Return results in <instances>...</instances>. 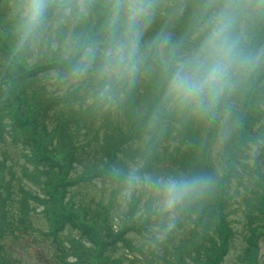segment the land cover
<instances>
[{"label":"trees","instance_id":"obj_1","mask_svg":"<svg viewBox=\"0 0 264 264\" xmlns=\"http://www.w3.org/2000/svg\"><path fill=\"white\" fill-rule=\"evenodd\" d=\"M112 2L83 0L80 6L78 0H46L48 7L38 28L23 38L19 17L9 10L13 4L19 5V0H0V133L7 128L12 143L25 146L24 161L27 163L22 173L16 174L8 172V168L3 167L5 161H0V242L5 233L15 234L19 224H23L24 233L32 231L24 216L29 213V202L36 198L45 217L44 235L48 241L55 242V249L64 264H68L67 258L74 254L76 264H125L126 259V264H174V258L185 264L186 261L180 259L183 249L169 250L166 241L160 239H154L152 244L145 242L148 249L141 253V258L115 256L118 244L125 246L130 254L139 251L127 236L129 232L140 236L152 217L163 222V215L153 202L156 197L154 185L146 184L145 174L152 164L168 162L171 169L167 176L194 177L197 174L208 178V183L187 198L180 209L175 208L177 212L185 213L193 225L194 243L189 247L188 257L197 264H222L232 249V230L226 221L228 204L233 199L227 196L228 182L240 178L241 170L246 173L250 169L248 160L241 158L248 144L253 141L260 147V143H264L258 139H264V134L253 133L250 127L254 123L252 118L262 115L264 110L262 71L245 85L236 87L240 95L237 97L241 108L238 111L226 102L229 89L233 92L232 87H226L220 95L223 96L221 100L212 104L171 103L166 97L169 70L179 54L178 60L186 48L190 50L199 41L202 34L200 14L205 6L213 9L223 4L222 0H150L156 6V15L139 36V44H144L146 49L139 55L134 75L119 80L114 78L113 86L110 77L101 72L99 54L110 42L105 39H111L115 27L109 11ZM243 3L244 0H228V5L243 6ZM65 6L73 8V25L84 24L77 28L73 49L72 45L66 48L67 43H63L65 28L60 24L56 41L63 44L54 47L49 41L43 55L32 56L29 64L27 55L32 37L36 39L41 28L53 19V13ZM93 15L98 17V27L85 25ZM244 31L252 32L255 37L264 36V21L242 31L236 17L233 34L239 48ZM254 42L257 44L258 40ZM90 49L98 53L91 59L87 57ZM140 61L156 77L150 81V86H142V90H149V96L141 94L139 88L143 75ZM56 73L60 75V82L65 77L78 78L81 73L84 81L79 92L86 94L92 90V102L79 112L70 110L61 114L54 127H48L44 123L45 111L65 106L68 99L78 95L75 87L61 98L51 97L40 84L41 77H52ZM106 84H109L108 89ZM112 89L123 94L121 105L113 110L115 117L110 113L111 104L107 103L106 97ZM220 112L222 115H218ZM227 113H233L229 136L225 131L217 130ZM97 117H100L101 127L97 120L95 124L92 122ZM200 118L205 119L202 127L198 122ZM40 134L46 141L41 140ZM175 138L178 144L171 146L169 142ZM217 142L224 145L223 156L226 157L221 171L211 165ZM162 143L166 145L161 147ZM156 179L155 176L153 181ZM20 180L31 182L34 189L41 192L35 195L24 185L20 186V193L12 194L11 183ZM96 182L102 186V197L95 206L77 202L74 192ZM255 192L262 193L260 189ZM140 201L145 203L141 212ZM254 202L256 205L249 207L248 213H264V198H255ZM17 214L21 217L15 223L12 218ZM253 216L250 214V219ZM117 221H122L120 226H116ZM255 225L247 231L242 251L245 264L260 263L259 227ZM6 252L0 244V264H14L4 257Z\"/></svg>","mask_w":264,"mask_h":264},{"label":"rangeland","instance_id":"obj_2","mask_svg":"<svg viewBox=\"0 0 264 264\" xmlns=\"http://www.w3.org/2000/svg\"><path fill=\"white\" fill-rule=\"evenodd\" d=\"M188 1V0H185ZM23 0H19V4H21ZM83 0H78V3L80 6L83 5ZM223 5H228V0H222ZM18 5L14 4L9 7L10 11L16 12V8ZM82 10V7H79ZM176 10V7H175ZM74 11L73 8L70 6H65L62 10H57L53 13V19L49 22H47L43 28H41V32L36 35V39L34 36L32 37V40L30 41V45L28 48V55H27V61L30 64L31 58L40 57L42 54V51L47 47V44L52 42L53 46L55 45H62L64 42L67 43V47L69 48L72 45L75 44V41L77 40L76 33L79 31L81 26L84 24L78 22L77 25H73L74 19ZM183 17V16H182ZM181 17V18H182ZM237 17L239 18L240 22V28L243 31V28L251 29L252 26L256 23H262L264 21V0H244L243 6H240V10L238 12ZM180 18V19H181ZM88 21V22H87ZM86 21L89 27H98V17L97 15H93L92 19L89 18ZM63 26L64 29V41L62 44H60L57 40L59 37V25ZM197 34V33H195ZM194 34V35H195ZM241 39L242 47L240 45V51L242 56L245 58V63L238 67V69L235 71L233 77H235V80H232L231 84L228 87H232V93L231 88L229 89L227 95H226V102H228L229 105L232 106V108L236 111L241 108L238 107L239 103L237 102V97L240 96L239 92L237 93V88L240 85H245L247 82H249V79L252 77H255L259 74V72L262 71L263 74V82H264V36L262 34H259L258 36H254L252 32L244 31L242 34ZM106 41H109L110 38L107 37L105 39ZM254 40H258L257 44H255ZM99 43V41H98ZM255 46V47H253ZM98 47H102V45H98ZM146 49V46L144 44H139L138 46V52H137V60L139 59L140 53ZM189 50V49H188ZM187 48L184 52V54L188 51ZM57 52V51H56ZM183 54V55H184ZM180 55V54H179ZM178 55V57H179ZM33 56V57H32ZM178 57L176 58V61L178 60ZM183 57V56H182ZM140 69H142L141 73L143 74L140 79V91L141 94L144 96L149 93L148 91L142 90V86H150V81L155 80L156 77L152 72L149 70L148 67H145V64L140 61ZM255 69V70H253ZM52 76V75H51ZM73 77H65L61 78L60 82V75L56 73L52 77H41V85H44L46 90L49 94H51V97L53 98H61L65 94H68L72 92L73 88H78V95L75 96L74 99H68L65 106H56L53 110H46L44 113V117L46 118V125L48 127H54L56 124L55 120L61 116V114L66 113L70 110H75L76 112L81 111L83 108L87 107L91 102V97L93 92L92 90H89L86 94H80L79 87L84 81V77L81 73ZM82 77V78H81ZM46 78V79H45ZM44 79V80H43ZM110 84L112 83L114 86V78H110ZM119 80V79H116ZM59 81L60 83H58ZM105 88H109V84L105 85ZM91 91V92H90ZM120 92V91H119ZM117 92V89L115 91L112 89L111 93L106 96L107 97V103L111 104L110 107V113L113 117L114 113L113 110L119 107L121 104L120 102L123 101V94H119ZM140 94V96H142ZM149 96V94H148ZM223 96H219L218 100L220 101ZM264 98V96H263ZM223 112V109L222 111ZM218 113V115H222V113ZM233 113H227L226 117H223L222 122H220V125L217 126V130H223L226 133V136H229L231 133L230 125V119H232ZM257 118V119H256ZM253 117L251 121L254 123H251L250 127L253 130V133L264 134V110L262 112V115H259L258 117ZM97 120V121H96ZM96 123L100 126V117L94 118L92 120L93 124ZM200 126H204L205 119L200 118L198 120ZM98 126V127H99ZM101 127V126H100ZM40 131V130H39ZM252 135V134H251ZM254 137V135H252ZM41 140L44 142L46 141L44 135L40 134ZM252 139V138H251ZM250 139V141H251ZM262 141L264 139L258 138ZM171 146L177 145L178 140L177 138L173 139L169 142ZM166 143H162L161 147L165 146ZM223 146L219 142L214 145L213 151H212V161L211 165L217 170L221 171L222 164L225 162V155L223 156ZM24 155H26V148L24 145L21 144H14L11 141L10 133H7V128H4L2 133H0V161H5L4 168L8 172H14V173H22V171L25 169V165L27 164L24 161ZM5 156V157H4ZM249 156V157H248ZM4 157V158H2ZM248 157V158H247ZM241 158L245 160H248V166L250 169L247 170L245 173L244 170H241L240 178H233L231 181L228 182L227 185V196H232L233 199L230 201L231 203L228 204L227 209V215H226V221L228 225L230 226L232 230V237H231V243H232V249L229 250L228 254L225 256L224 261L222 264H245V261L243 260V248L245 245V241L248 236V228L250 226H253L255 224H259L261 226H264V213H258L256 211H252L248 213V208H252L256 205L255 198H264V143H260V147L258 144L251 141L248 146L245 148V152L241 154ZM6 159V160H5ZM245 163V162H244ZM171 169V165L168 162H162L160 164H152L151 169H148V173L145 174V182L148 183L151 186V183L153 182V179L155 176L157 178L162 176L169 175V171ZM35 170V169H32ZM245 173V174H244ZM261 174V175H259ZM201 175V174H199ZM259 175V176H258ZM197 176V174H195ZM12 189L10 192L12 194H18V191L20 193V186H28L30 189H32L36 195V193H40L41 191L35 190L33 187V184L31 182L26 183L24 180H20L17 182H12ZM256 184H258L256 186ZM137 187V186H136ZM152 187V186H151ZM138 188V187H137ZM260 189V192L258 193L254 191ZM102 186L96 182L91 185H88L85 188L80 189L77 192H74L75 199L79 203H83L88 205V207H94L96 201L99 200V198L102 197ZM153 194L156 195L155 199L153 200L154 205L156 206V201L158 199V193L154 187ZM79 197V199H78ZM145 198V197H144ZM144 198L142 200H144ZM19 199V196L16 198ZM104 203L106 202L105 199H102ZM139 210L140 212L144 209L145 203L143 201H140L139 203ZM183 205H178L179 209ZM264 207V204H262ZM157 207V206H156ZM29 213H26L25 220L26 224L29 223V229L32 231L27 230L24 233V226L23 224H19V227L15 228V234H8L5 233L3 235V238L0 242L1 246H3V251H7L6 254H4V257H8L10 260L14 262V264H64L63 260L61 259L60 253L57 249H55V242L53 240L48 241L47 236L44 235V232L46 230V222L45 217L41 212V206L37 202L36 198L34 201H30L28 205ZM172 212L169 213H163V222L156 221L154 217L150 218L149 223L146 226V229L142 231V234L140 236L135 235V233L129 232L127 236H129L131 242L133 244H136L139 248V251L134 254H130V252L127 251L125 246L118 244L119 249L117 248L115 251V256L122 257H135V258H141V253H145L147 251L146 243H151L154 239H160L165 240L166 245H169V250L178 249L181 248V257L180 259H183L186 261L185 264H197L196 261H192L193 258L188 257L190 254L189 247L192 246L193 242V235H192V224L189 222V219H186L185 213L177 212L176 208L174 207ZM253 214V218L250 219L249 215ZM19 217H21L20 214L14 215L13 220L15 223L17 221H20ZM177 218V219H176ZM172 220V221H171ZM175 220L177 221L174 225ZM122 221H117L116 226H120ZM113 223V222H112ZM157 223H161V226H158ZM17 225V224H16ZM259 227L258 225H255ZM8 234V235H7ZM258 234V259L259 264H264V228L259 227L257 230ZM36 235V236H33ZM171 237H168L170 236ZM25 236V237H24ZM62 240H65L66 237L64 235L61 236ZM38 238V239H36ZM144 242V243H143ZM183 251L189 252L184 254ZM243 251V252H242ZM68 264H76V258L75 254L73 256H70L67 258ZM178 258H174L172 260V263L174 264H181L178 260H175ZM127 259L124 261L126 264Z\"/></svg>","mask_w":264,"mask_h":264},{"label":"clouds","instance_id":"obj_3","mask_svg":"<svg viewBox=\"0 0 264 264\" xmlns=\"http://www.w3.org/2000/svg\"><path fill=\"white\" fill-rule=\"evenodd\" d=\"M47 7L46 0H23L17 6L23 38L36 31ZM239 10L238 5L213 9L205 6L200 14L202 34L199 41L168 72L166 97L171 103L212 104L231 84L235 71L245 63L233 34ZM109 11L115 27L110 42L99 53L101 72L115 79L130 77L137 67L139 36L156 15V6L150 0H113ZM97 54L95 49H90L87 57L91 59ZM152 183L158 193L157 209L163 214L182 204L208 183V178L162 176Z\"/></svg>","mask_w":264,"mask_h":264}]
</instances>
